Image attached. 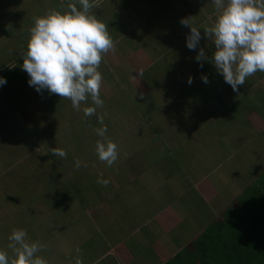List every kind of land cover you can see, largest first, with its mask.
Returning <instances> with one entry per match:
<instances>
[{
	"label": "rangeland",
	"instance_id": "1",
	"mask_svg": "<svg viewBox=\"0 0 264 264\" xmlns=\"http://www.w3.org/2000/svg\"><path fill=\"white\" fill-rule=\"evenodd\" d=\"M103 1L101 6H105L107 10H110L109 12H112L113 16L110 18L115 21V28L119 31V36L121 35L123 49L119 47L116 56L110 57V64H101L102 68H105L106 74L101 66L99 71L103 77L105 75L108 78L113 77L109 79L111 82L115 81V77H121V75H114V71L116 69L119 73L122 71L123 82L129 81L139 88L138 92L132 89L130 94L108 95L109 100L113 98L111 100L113 103L120 99L123 100L118 105H109V108L122 109L125 114L131 115L123 116L120 119L121 123L126 119L137 118L138 126L136 128L140 130L141 140L136 138L123 140L122 143L127 147V153L126 156L122 154L119 157L123 160L121 169L117 172L113 170L106 172L107 164L99 160L95 150L97 140L105 139L106 142V139H110L117 143L121 150V134L128 129L134 131V128L128 126H116L118 124L116 114L105 124L107 125L105 138L99 137L95 132V129L104 125H93L92 117L91 125L71 126L64 136H59L66 131L61 126L49 124L42 126L46 137L56 136L55 144L53 142H49L47 145L42 143V152L52 154L51 149L55 147L67 152V158L56 159L53 165L49 162L50 160H46L39 153L36 154V157L20 158L24 156L22 153L32 151L33 146L30 147V150L19 152V143H12L14 137L19 140L18 134L16 136L13 132L0 133V150L5 152L2 158L0 157V249L8 251L9 256H12L13 253L7 248L8 237L14 229L9 222L16 215L24 213V216L15 223L19 225L17 228L26 230L27 240L32 236L35 237L31 241L28 240L29 242L39 241L45 244L46 248L42 251L43 258L46 255L51 261L62 258L69 261L70 251L76 254V249L79 248L83 259L93 264H163L177 256L200 233L204 234L207 228L211 229L212 224L220 219L226 210H231L238 204L241 194L249 187L201 186L206 192L199 194L197 191L196 193L193 181L186 175V170H194V160L189 158L187 149L178 147L179 141L187 142L190 137L186 132L182 133V129L179 127H167L168 130H166V119L167 122L171 121L170 123H172V120L177 116L174 114L173 107L181 112L184 109V104L180 109H178L180 105L172 104L173 99L181 96L183 102L186 103L191 92H195L196 88L200 91L202 87L200 83L210 88V84L205 83L202 77H211L203 75L208 72L207 70L211 72L215 67L210 62L211 57L203 61V67L200 66L201 63L194 66L196 63H190L188 59L179 60L182 54L181 48H187L184 46L187 45V42L183 44V41L190 34V27L183 26L180 21L183 18L193 17V26L202 29L207 21H212V17H214L206 12L207 0H187L183 17L179 16L178 10H176L175 17H170L171 6L175 8L174 4L177 0ZM114 4L116 6L113 8ZM164 7H166V11ZM143 18H146L147 21L142 26H138V20ZM11 30L10 35H14V39L25 35V32L23 30L19 32L20 29L17 27ZM29 33L27 38L22 37L17 42L18 45H27V41L30 39ZM202 40H204V36ZM166 44L173 46L170 48L173 53L169 58H167V55L170 54V51H167L169 49H163V47L167 48ZM201 48L205 50L207 56L211 55V47L202 44L196 53L187 51V56L191 60L196 59ZM19 49L24 48L0 47V60L1 57L5 58L4 64H7L6 59L11 58V65L18 66L20 62V58L17 57ZM155 49L161 50L163 54L158 53ZM178 50L180 53H177ZM112 54L109 52V55ZM183 60L185 62L181 65L185 67L180 68L179 62ZM202 70L206 72H202ZM141 71L142 75H139ZM9 73L8 71L6 74L12 76V80H18L20 74ZM179 75L197 76L199 78L196 81L199 83L192 81L189 84V79L182 80ZM147 76L153 78L156 84L162 83L160 87H154L157 88L156 91L155 89L154 92L149 91ZM165 76L166 79L163 82ZM212 76L214 75L212 74ZM173 79L180 80L177 90L170 89L168 81ZM219 79L223 80V86L232 88L225 82L223 75ZM11 90L15 91L16 97L27 98L30 95L24 86L14 84ZM166 94L170 98H175H169L166 101ZM103 98L101 95V99ZM90 102L94 106L91 100ZM130 107H134V110ZM70 109L71 106H69V115H73L74 113ZM36 129L35 126L33 130ZM162 135H170L166 138L175 144L172 143L171 146L166 138L161 137ZM27 136L29 137L31 134L28 133ZM49 140L52 141V139ZM172 147L178 148L176 153L171 151ZM13 150L16 153H9ZM30 153L32 154V152ZM77 159L81 161V166L74 170ZM34 166L37 171L32 172ZM220 173L221 170L218 174ZM217 177V175L213 176L215 181ZM100 179H107L110 183L105 187L98 183ZM18 196L22 205L10 208L13 211L8 215V200ZM94 205L104 208L112 206L113 210L98 212L99 217L96 218L101 219V226L93 223V213L90 214V211L97 209V207L94 208ZM71 206L74 207V210ZM78 206L81 208L78 209ZM170 206H172L171 209ZM161 207L172 210L170 213L179 211L177 219L180 220L173 222L166 220V232L161 231V239H157L161 245L153 246L152 251L149 246L141 245L139 253H133L138 248V244L134 240L140 241L142 240L141 236L145 238L151 233L156 235L157 229L155 228H160V226H156L157 221L151 219V215ZM57 210L58 217L62 220L60 225L64 230L70 227L71 221L75 222L73 228L76 226L77 228L74 230L71 228L70 234H59L58 224L51 218L53 214L56 217ZM134 212H137V215ZM114 214L120 218L117 219L118 221L115 220L112 229L107 231L109 221L104 224L103 220L115 216ZM131 215L139 220L138 225H142L141 228L144 230L133 233L136 228L134 227L132 230L134 225ZM73 217L75 218L73 219ZM145 223L147 224L143 227ZM53 225H55L54 229ZM108 232H110L109 238ZM66 235L68 241L65 240ZM111 239L112 243L109 241ZM119 242V247H114L116 246L114 243L118 244ZM39 254L40 252L37 255Z\"/></svg>",
	"mask_w": 264,
	"mask_h": 264
},
{
	"label": "crops",
	"instance_id": "2",
	"mask_svg": "<svg viewBox=\"0 0 264 264\" xmlns=\"http://www.w3.org/2000/svg\"><path fill=\"white\" fill-rule=\"evenodd\" d=\"M186 1L187 0H177L174 4L175 8H172L171 6L172 11L170 17H175L177 15L175 14L176 10H178L177 13H179V16L183 17ZM67 3L68 0H0V47L4 48L14 46L24 48L19 49V54L17 55V57L20 58V62L18 66H16V64L11 65V58L6 59L7 64H4L5 58L1 57L0 60V75H2V77L6 78L7 80L6 84L0 85V133L4 134L5 132H13V134L16 136L18 134L19 140L17 139V137H14L12 139V143H19V152L28 149L30 150V147L33 146L32 151H26L27 153H22V155L24 156L20 158L27 159L36 157V154L39 153L42 154L46 158V160H50L49 162L52 163L51 165H53L54 160L63 158L54 156L53 154H48L45 151L42 152V143H45V145H47L49 142H53L55 144L56 137H46L47 135L42 131V126H47V124L51 126H61L66 131L64 134L59 136H64L68 133L71 126H78L79 124H81L82 126L91 125V117H85L83 112V109L85 107L92 106V103L90 102L91 99L89 98L87 102H82L80 110L77 111L72 107L71 101L69 99H62L56 94H49L48 90L46 89L42 92H37L35 87L30 86L28 83L30 79L28 73L22 70V55L27 51V45L29 41L26 40V46H20L17 42H19L22 37L27 38L29 29L34 26V17H41L45 15V13L49 9L64 11ZM207 4L208 5L206 12L214 15V17H212V21L208 20L205 26H211L215 22L217 13L215 11L213 0H207ZM101 5L102 4H100V7L98 9L94 8L92 11L95 15H97L98 19L108 24L109 33L116 42V48L115 51L112 52L113 54H106L104 57V62H102L110 64V57L114 58L113 55L116 56L119 47L123 49V44L120 37L121 35L119 36V31L115 28V21H112V18H110L113 16L112 12H109V9L107 10L105 6ZM115 6L116 5L114 4L113 8ZM164 10L166 11V7H164ZM146 21V18L138 20V26H142ZM16 27L20 29L19 32H22L23 30L25 32V35L14 39V35L11 36L10 32L12 31L11 29ZM200 31L201 40L199 42V46L195 50H190L188 49V47L186 49L181 48L180 52H182V54L180 56L181 59L179 60L188 59L190 63H196L194 66L200 64L201 62L197 61L196 59L191 60L187 56V51H189L190 53H196L197 49H199L202 44H206L209 48L211 47V55H209L208 57L212 58L216 50L215 44L212 40L208 39L205 36V34L203 33V27L202 29H200ZM203 36L204 40H202ZM186 42L187 38L185 41H183V44H185ZM184 46L186 47L187 45ZM166 47L167 48L163 47V49H169L167 50L168 52L170 51V54L167 55V58H169L173 53V51H171L172 49H170L173 46L166 44ZM155 51L163 54L161 50L158 51L155 49ZM178 52L179 50L177 51V53ZM14 59H16V57ZM185 60L179 62L180 68L185 67L184 65H181L185 62ZM102 70L106 74L104 67L102 68ZM116 70L114 71V75H121V77H115V81H109V79L113 77L108 78L106 75L105 77H103L104 80L100 95L104 97V106L103 108L97 109V115L92 116V120H94L92 122L93 125L103 126L106 124L108 119L112 118L116 114V120L118 121V124L116 126L120 125L134 128V131L128 129L126 132L121 134L122 149L119 150L120 157L122 154L126 156L127 153V147L122 143L123 140H130L132 138L141 140L142 136L140 135V130L136 128V126H138L137 118L134 117L126 119L123 123H121L120 119H122L123 116L129 117L131 115L125 114L123 112L124 110L122 109L114 110L113 108H109V105H118L119 103L123 102V100L120 99L113 103L111 102L113 98L109 100L108 95H125L130 94L132 89L136 90L137 92L139 90V88L131 82H123V72L121 71V73H119ZM8 71L10 73L14 72L20 74L18 76V80H12V76L6 74L8 73ZM207 71L208 72L204 73L203 75L211 76L210 78H208L207 82L210 84V88L203 83H200V85L202 86L200 91H198V88H196L197 90L195 89V92H191L186 99V103L183 102V98L181 96H178L177 98L173 97L175 98L173 99L168 97L166 94V101L169 98L173 99L172 104L180 105L178 109H180L182 104H184V109H182L183 112L178 111L175 107H173L175 112L174 114H176L177 116H175L174 120H172V123H170L171 121L167 122L166 119V130H168L167 127H179L182 129V133L186 132L190 137L187 142L179 141L178 147H184L183 149H187L189 158H192L194 160V170H186V175L189 176V178L193 181V187L196 193L197 191L199 194L206 192V190L202 189L201 186H252L264 173V72H257L255 75L247 78L246 83L240 86L238 91H234L232 88L222 85L223 80L219 79L222 74L217 72L216 67H214L211 72H209L210 70ZM202 72L206 71L202 70ZM212 74L214 76H212ZM179 76L182 80H186L189 79V77H192V81L195 82H197L196 79L198 80L199 78L193 75ZM165 79L166 76L163 82H165ZM153 80V78H149V76H147V84L149 86L148 89L150 92H154V89L156 91L157 88L154 87H160L162 84H156V82ZM168 83L170 84V89L177 90V87H179L180 84V80L177 81L176 79H173L171 81H168ZM198 83L199 82H197V84ZM14 84L24 86V88L29 91L30 95L27 98H21V96L16 97L15 91L11 90V87ZM195 96H197L198 99H196L197 97ZM69 106H71L70 110L74 113L73 115H69ZM130 109L134 110V107H130ZM104 113H107V115L104 118V120L106 121L102 125L98 121V116L103 115ZM35 126L37 127V129L33 130ZM28 133H30L31 136L28 137ZM167 136L168 135H162L161 137L166 138ZM49 139H52V141H50ZM166 141H169V144L172 146L173 142H171L167 138ZM177 149L178 148L172 147L171 151L173 153H176ZM30 152H32V154ZM4 153L5 152L0 150L1 158ZM9 153H16V151L13 150ZM121 165H123V160L118 158V160L111 167L106 165V172L109 170L117 172L121 169ZM177 165L179 166V163ZM76 168L77 167H74L73 169L76 170ZM220 170L221 173L218 174ZM21 171L24 172V170ZM35 171H37V169H35L34 166L32 172ZM215 175L218 176L216 181L213 178V176ZM10 192L8 194L9 196ZM7 204L8 215L12 213L11 211H13L10 208L22 205L19 196L15 199L8 200ZM71 207L74 210V207ZM95 207L97 206L94 205V208ZM80 208L81 207L78 206V209ZM169 208L171 209L172 206H170ZM170 209L166 210L161 207L157 212H154L151 215V219L156 220V226L158 225L160 226V228H155L157 229V231L155 232V236L153 235V233H151L149 236H145V238L141 236L142 240L140 241L134 240V242L138 244V248L136 252L133 253L138 254L141 245L149 246V249L151 251L153 250V246L158 247L159 245H161V242H159V240L157 239H161V231L166 232V220L172 222L180 220L177 219L179 217V211H176V213H174V211L173 213H170L172 211ZM100 210L107 211L113 209L112 206L107 208L98 206L97 209L90 211V214L93 213V223L101 226V219L98 220L96 218L99 217L98 212ZM134 213L137 215V212ZM169 214L172 215L170 216ZM114 215L115 216H112L111 218H106L105 221L103 220L104 224L106 221H109V227H107V231H110L112 229L113 222H115V220L118 221L117 219L120 218V216H117L116 214ZM23 216L24 213L16 215L15 218L11 222H9L11 223V227L14 229H18L17 226L19 225H16L15 223L18 222ZM54 216L55 215L53 214L51 218L58 224V227L60 229L59 234H70V229L73 228L75 222L71 221L70 227L64 230L60 225V222L62 220H60V218L58 217V210L56 212V217ZM74 218L75 217H73V219ZM131 218L134 225L132 227V230L134 229V227L136 228L133 230V233L138 232L139 230H144L143 228H141L142 225H138V219H136L132 215ZM158 218L160 219L158 220ZM146 221L149 222V220ZM146 224L147 223L143 224V227H145ZM55 225H53V229L55 228ZM74 228H77V226ZM11 232L9 233V235L11 234ZM109 233L110 232H108V238ZM34 238L35 237L32 236L28 240L31 241ZM65 240L68 241L67 235ZM109 241L111 243L113 242L112 239ZM114 244L116 245L114 247L117 248L119 247L120 242L118 244ZM113 249L115 250V248ZM42 251H40L39 254V256L41 257L44 256ZM68 255L70 256L69 261H66L63 258L51 261L49 260L50 258L46 257V255V258H44L49 261V264H75V260L77 258L82 259L83 264H93L84 260L81 253L77 254L76 252V254H74L73 251H70Z\"/></svg>",
	"mask_w": 264,
	"mask_h": 264
},
{
	"label": "clouds",
	"instance_id": "3",
	"mask_svg": "<svg viewBox=\"0 0 264 264\" xmlns=\"http://www.w3.org/2000/svg\"><path fill=\"white\" fill-rule=\"evenodd\" d=\"M102 0H68L64 11L49 9L45 15L34 17V26L29 29L30 39L23 56L22 70L27 72L30 86L37 92L48 90L62 99H69L72 107L79 111L82 102L90 98L94 106L83 109L85 117L97 115L103 108L101 99L103 75L99 68L104 57L114 52L116 42L109 33V26L93 13ZM217 13L211 26H204L205 36L215 44V52L210 60L218 73L234 91L246 83L247 78L257 72H264V0H213ZM193 17L181 19L180 23L190 27L187 47L195 50L201 40V31L193 26ZM211 19V17H210ZM205 50L200 49L196 60H208ZM142 75V71L139 73ZM202 80L207 83V76ZM7 83L0 76V85ZM188 83H192L189 77ZM107 113L98 116L104 124ZM99 137L105 138L107 125L95 129ZM96 153L101 162L111 167L119 158L117 143L110 139L97 140ZM54 156L67 158L64 149H51ZM76 167L81 161H75ZM87 166L86 164L84 165ZM98 183L107 186L110 181L100 179ZM8 251L0 249V264H49L39 255L46 245L29 242L24 229H13L8 237ZM77 248V254L80 253ZM75 264H83L77 258Z\"/></svg>",
	"mask_w": 264,
	"mask_h": 264
},
{
	"label": "trees",
	"instance_id": "4",
	"mask_svg": "<svg viewBox=\"0 0 264 264\" xmlns=\"http://www.w3.org/2000/svg\"><path fill=\"white\" fill-rule=\"evenodd\" d=\"M202 233L163 264H264V173Z\"/></svg>",
	"mask_w": 264,
	"mask_h": 264
}]
</instances>
